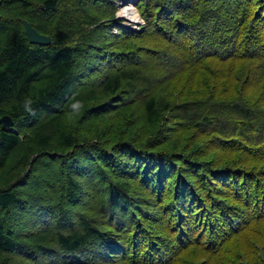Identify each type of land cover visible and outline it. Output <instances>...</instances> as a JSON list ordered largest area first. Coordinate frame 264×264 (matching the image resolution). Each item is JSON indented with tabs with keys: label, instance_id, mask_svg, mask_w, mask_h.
Wrapping results in <instances>:
<instances>
[{
	"label": "trees",
	"instance_id": "16d2710c",
	"mask_svg": "<svg viewBox=\"0 0 264 264\" xmlns=\"http://www.w3.org/2000/svg\"><path fill=\"white\" fill-rule=\"evenodd\" d=\"M137 7L0 0V264H264V0Z\"/></svg>",
	"mask_w": 264,
	"mask_h": 264
},
{
	"label": "rangeland",
	"instance_id": "374dc122",
	"mask_svg": "<svg viewBox=\"0 0 264 264\" xmlns=\"http://www.w3.org/2000/svg\"><path fill=\"white\" fill-rule=\"evenodd\" d=\"M112 2L115 5V18L119 20L122 26L134 30H138L142 26L144 20L139 7H137L138 0H112Z\"/></svg>",
	"mask_w": 264,
	"mask_h": 264
},
{
	"label": "water",
	"instance_id": "95a60500",
	"mask_svg": "<svg viewBox=\"0 0 264 264\" xmlns=\"http://www.w3.org/2000/svg\"><path fill=\"white\" fill-rule=\"evenodd\" d=\"M24 31L27 39L32 44L47 45L50 38L47 35L39 33L32 25L26 20L23 21ZM12 126V120L10 116L4 115L0 117V128L7 129Z\"/></svg>",
	"mask_w": 264,
	"mask_h": 264
},
{
	"label": "clouds",
	"instance_id": "9594fccd",
	"mask_svg": "<svg viewBox=\"0 0 264 264\" xmlns=\"http://www.w3.org/2000/svg\"><path fill=\"white\" fill-rule=\"evenodd\" d=\"M30 103V102H29ZM25 108L29 111L32 112V109L28 106V104L25 105Z\"/></svg>",
	"mask_w": 264,
	"mask_h": 264
},
{
	"label": "bare ground",
	"instance_id": "6f19581e",
	"mask_svg": "<svg viewBox=\"0 0 264 264\" xmlns=\"http://www.w3.org/2000/svg\"><path fill=\"white\" fill-rule=\"evenodd\" d=\"M129 19V18H128Z\"/></svg>",
	"mask_w": 264,
	"mask_h": 264
}]
</instances>
